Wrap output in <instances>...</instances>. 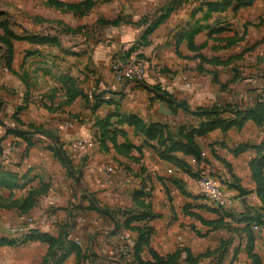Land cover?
<instances>
[{
	"label": "crops",
	"instance_id": "crops-1",
	"mask_svg": "<svg viewBox=\"0 0 264 264\" xmlns=\"http://www.w3.org/2000/svg\"><path fill=\"white\" fill-rule=\"evenodd\" d=\"M136 1L112 3L109 14L101 15L106 19L121 15L125 20L104 28L107 34L95 41L99 47L91 56L94 64H106L136 43L146 28L140 26L145 15L152 18L153 13L161 14L169 0ZM207 2L187 0L149 34L148 44L139 45L137 51L150 67L145 86L153 88V85H160L168 89L179 98L187 99L191 110L211 108L241 96L251 103L259 92H264V65L258 63L259 56L256 55L251 68H245L246 72H243L244 68L232 62L234 57L224 58L221 50L228 42H222V27L232 28L234 23L253 21L264 12V0L241 8L246 14L239 16L235 14L236 5L224 11H209ZM83 18L88 22L86 16ZM97 19L95 16L89 21L96 22ZM76 23L75 20L69 27L76 28ZM73 38L76 39L75 36ZM66 40L57 37L53 74L75 77L79 73L77 57H73V54L77 55V47H62L66 45ZM210 45L213 51L207 55ZM63 52L68 53L67 60L63 58ZM246 54L244 57H247ZM65 60L70 63L67 69L63 63ZM87 62L86 57L81 59L84 66ZM89 71H85V76ZM101 73L97 69L96 72L91 71L90 76L108 77V74ZM111 73L110 78H103V91L96 94L102 102H95L93 93H90L89 100L79 97L70 107L72 112L82 111V115L71 117L69 114H49L31 102L25 105L28 86L18 75L1 68L0 115L11 120L17 115L25 123L43 124L53 129L61 136L64 149L57 151L60 145H53L47 139L28 146L21 137L7 136V140L3 141L5 144L17 141L11 151L13 156L6 159V164L15 168L11 171L23 176V181L30 178L47 183L49 195L43 204L50 203L51 193H58V196L67 194L68 199L80 205L71 238L79 247L80 255L87 257V264H138V258L153 262V252L168 257L186 248L195 256L214 251L207 260L209 264H253L247 253L245 232L236 234L223 229L214 230L204 222L219 218L221 212L217 210L221 211V208L203 193L193 174H211L227 183L224 186L228 200L225 208L247 212L254 206L264 205L258 196L252 170V163L264 158V124L258 125L249 119L241 127L233 126L229 130L217 128L197 137L202 148L201 160L180 150L171 152L172 156L187 163L191 170L186 171L162 158L157 140L137 132L132 120L140 117L146 124H167L172 137L178 139L180 126L195 125L203 118L183 110L172 113L163 101L151 100L153 95L144 87L136 82L119 84L113 80ZM193 76L194 81L187 80ZM234 76L240 78L233 81ZM253 78L260 81L249 84L247 81ZM222 117L235 118L229 112ZM105 121L107 126L103 130ZM24 135L41 137L37 133ZM77 138H92L96 144L84 154L76 153L73 142ZM59 152H63L69 161H64ZM0 159L3 160L1 156ZM109 167H113V172L108 171ZM73 189L79 190L76 197ZM7 199L2 202L11 201ZM60 201L64 200L60 197ZM147 212L150 214L148 217H136ZM1 213L0 238L15 243L0 246V264H42L49 251L48 243L19 240L26 234L24 231L11 233V227L20 225L25 216L14 209ZM145 227L152 228L147 243L141 239V229ZM254 234V250L264 264V228L256 227ZM228 240V244L221 249L223 241ZM62 250L65 251V248ZM186 257L187 254L182 252L179 262L184 263ZM60 264H79L78 251H70Z\"/></svg>",
	"mask_w": 264,
	"mask_h": 264
},
{
	"label": "rangeland",
	"instance_id": "rangeland-1",
	"mask_svg": "<svg viewBox=\"0 0 264 264\" xmlns=\"http://www.w3.org/2000/svg\"><path fill=\"white\" fill-rule=\"evenodd\" d=\"M66 1L64 2L63 0V4L59 5L53 3L52 0H0V70L2 68L5 72H10L14 76L18 75L19 78L26 83L28 91L24 102L25 105L31 102L38 105L39 108H42L43 111H46L49 114H69L71 117H74L82 115V111L72 112L70 107L76 103L75 100L77 98L82 97V100H89L91 97L90 93H93L92 98L95 102H102L96 94L101 92L103 89V78L111 77L109 73L112 72L114 64L131 57H136L142 60L145 67L148 66V64L147 61L139 55L137 51L139 47L130 54H127V51L135 43L123 50V52L118 54L117 57L106 64L99 65L97 63L94 64L95 61H91V56L99 47L95 44V41L107 34L106 29L104 28L107 26H116L118 24L113 23V21L120 20L121 22L125 20V17L121 15L119 17L113 16L112 19H106L101 16L105 13L108 15L112 3L119 2L121 0ZM70 1L75 2L70 3ZM129 1L131 2L132 0ZM186 1L187 0H169L165 7L172 5L178 7ZM208 1L221 2L223 0ZM258 2L259 0H234L232 5L237 6L235 14L239 16L246 14V11H243V13L240 10L241 8L245 9L246 7L252 6L254 3L258 4ZM64 3L65 5L75 4L77 7L72 8L73 11L70 12V9L65 6ZM138 5H140V3H138ZM140 6H143L144 8L143 4ZM72 12H74L75 15ZM161 12L163 14L165 9ZM154 15L155 13H153V16ZM85 16L87 17L86 19L88 22H85V19L83 18ZM95 16L98 17L97 21L90 22L89 18H92L93 20ZM145 17H147V15H145ZM75 20L77 21L75 24L76 28H70V24H73ZM263 22L264 12L261 15H257L253 21L248 20L246 23H234L232 28H230L231 26L229 28L222 27V42L224 44L226 41L228 42L227 45L222 46V56L224 58H227L228 56L230 58L234 57L232 62L234 61L236 66L244 68L243 72H246L245 68H251L250 65H252V62H255L256 55L259 56L258 63H262L261 65H264ZM58 36L67 38L65 41L66 45L62 47L68 48L70 45H72V47H77V51H75L77 52V55L73 54V57H77V70L79 73H77V76L75 77H63V73H61V76H54L53 74L55 72L53 69L54 64L56 63L53 61L54 50L56 48L55 43L53 41L44 42L43 40L51 39L53 37L57 38ZM72 36H75L76 39H71ZM230 40H232V43H229ZM210 51H213L211 45L206 51L207 55ZM245 54L247 57H244ZM56 55L59 56V54ZM66 55H68V53L63 52V58L67 60L68 57H66ZM85 57L88 60L87 65H85L86 67L83 65L84 63H81V59ZM66 60L63 61V63L64 65L66 64L65 66L67 69L70 63ZM90 66L93 69L90 68ZM149 68V66L146 67L147 73ZM97 69L102 72L101 74H108V77L107 75H104L105 77L103 78L90 76V72H96ZM86 70H90L88 76H85ZM111 74L113 75V73ZM112 78L119 84L129 82L126 80H118L114 76ZM238 78L240 77L234 76L233 81ZM194 79V76L187 78V80H191V82L194 81ZM258 80L259 78H253L247 82L252 84ZM262 82L264 83V80ZM142 83L147 84L145 79ZM103 85L105 84L103 83ZM227 86L228 84L224 87L226 88ZM142 87L147 89V91L153 95L151 100L156 98L159 101H163L169 106L172 113L183 110L192 116H197L186 111L184 106L185 104L191 110L187 99L179 98L174 93L168 89H164L160 85H153V88H150L148 85H144ZM154 87H158V89L155 91ZM164 90H166L168 94L170 93L172 95L171 99L174 102L166 101L167 99L164 98L166 95L163 94V92L165 93ZM87 91L89 94H87ZM259 94L264 95V92H259ZM61 98L62 101H59ZM0 101H2L1 97ZM227 103L229 102L221 103V105L225 106ZM230 103H239L241 109H243L249 106L252 102L247 103L245 96H241L240 98L238 97L235 100H231ZM198 108L204 107H197L191 111H195ZM14 118L11 120L6 117L4 118L3 114L0 115V156L3 158V160L0 159V217H3V213L1 212H4L5 210L14 209L20 211V213H23L25 216L24 220L20 225L15 227L12 226L13 228L11 227V233H15V231H24V234L26 235L19 238V240L25 239L26 236L31 234L43 235L48 238L51 243H53V249L56 248L58 252L64 253L65 251L62 250L61 247L68 248L72 244H75L71 235L73 229L75 228L78 214L80 213V205L68 199L67 194L58 196V193L57 195L55 193H51L50 203L43 204L44 199H46L48 197L47 195H49L47 194L49 193L47 183L44 181L36 182L34 179L30 178L23 181V176L21 177L18 172L11 171L12 168H15L7 165L6 159L13 156L11 151L15 147L14 143L17 141L13 140L9 143V145L3 142L4 140H7V136L11 135L25 139L28 146H33L35 143H43L41 140L47 139L49 143H52L53 145H60V148L63 149L61 136L59 133L43 124L36 125L34 123H25L17 115H15ZM193 126L198 128L200 126V122H196ZM15 128L33 131V133L41 134V137H27L24 134L16 132ZM109 131H111V129ZM34 138L35 141L33 142ZM114 142L116 143L117 141L115 140ZM86 152L80 153L84 154ZM217 180L224 186L227 185V183L225 184L222 179L218 178ZM78 191L79 190L77 189H73V195L75 197L77 196L76 192ZM13 197H15V199H12ZM60 197L64 201H60ZM7 198H10L11 201L3 203L2 200H9ZM219 208H221V211L219 209L217 211L219 213L221 212L220 215H222L223 219L222 222L217 223L214 227L212 226L214 230L223 229L236 234L239 233V231L244 230V232L247 233V222L244 220L246 218V211L235 212L229 208ZM254 208H257L258 213L252 216H262L260 218L264 223V205L254 206ZM250 223L253 230H255L256 227L264 228V224H258L257 222ZM5 228H7V226H5ZM59 241L61 244L56 247L54 244Z\"/></svg>",
	"mask_w": 264,
	"mask_h": 264
},
{
	"label": "trees",
	"instance_id": "trees-1",
	"mask_svg": "<svg viewBox=\"0 0 264 264\" xmlns=\"http://www.w3.org/2000/svg\"><path fill=\"white\" fill-rule=\"evenodd\" d=\"M53 3L62 5L63 2L59 0H52ZM234 0H223L221 2H207V5L209 7V11H224L226 8H228ZM65 5V3H64ZM69 9L70 8H76L77 6L75 4H67L65 5ZM176 8V6H168L163 8L165 9V12L159 15H154L152 18L145 17L140 24L142 27L143 25L146 26V28L143 30L140 38L138 41L132 45V47L127 51V54H130L134 50H136L139 45H146L149 43L148 36L151 34L154 29L162 23L169 14ZM108 22V21H107ZM120 20L113 21V23L117 24ZM112 23V21H111ZM44 42H50L53 41L54 43H57V38H51V39H44ZM137 85L144 86L145 83L142 82H136ZM155 91L158 89V87H154ZM166 98L168 102H174L171 98L172 95L167 93L166 90H164ZM159 95V94H157ZM168 95V96H167ZM185 109L187 112H191L198 117L203 118V120L200 122V126L198 128L194 127L193 125H182L178 128L177 136L178 139H174L172 137V131L170 129V126L167 124H160V123H153V124H146L144 121L139 117H134L132 120V124L135 126L137 132H143L146 133L150 137V139H156L157 143L159 144V155L167 160L172 161L176 166L179 168H182L186 171H190L191 169L187 165L186 162L183 160L172 156L171 152L180 150L183 151L186 154L193 155L197 160L202 159V148L199 144V141L197 140V137L207 133L208 131L220 128L222 130H229L231 127H241L246 120H253L258 125L264 124V95L259 94L249 106L241 109L239 103H227L225 106L223 105H214L211 108H198L195 111H191L188 106L185 104ZM232 113L235 115V118L233 117H222L224 113ZM105 125L103 126V130H105L107 123L105 121ZM110 130V129H109ZM108 130V131H109ZM111 132V131H109ZM244 148V147H243ZM61 148H57V151H59ZM61 158L64 161H69V158L63 153L59 152ZM264 158L256 160L252 163V170H253V176L257 183L258 189L257 193L259 198L262 200L264 204ZM195 178L199 177V174H193ZM229 186L232 185V183H228ZM240 190L241 187L237 186ZM243 191V190H241ZM258 213L257 208L252 207L246 212V218L244 219L247 222V233L246 236L248 238V246H247V253L249 257L252 259L253 264H263L261 257L255 252L254 250V241H255V234L253 228L250 226V222H257L258 224H264L260 217L262 216H252L256 215ZM150 214L144 213L141 216H136L137 218L142 217H148ZM260 215V214H259ZM248 216V217H247ZM250 217V218H249ZM222 215L218 219H215L213 221H207L204 220V222L207 225L213 226L217 223L222 222ZM244 232V230H241ZM152 233L151 227H145L141 229V239L142 242L147 243L150 237V234ZM28 240H42L48 243L49 245V251L46 255L44 261L42 264H60L69 254L72 250H77L79 254V264H87L86 258L80 255L79 253V247L76 244H72L70 247L65 248L64 253H60L56 250V248L53 247V243L49 241L48 238H46L43 235H28L23 239L22 241H28ZM230 240L223 241L222 248H224L225 245L228 244ZM50 242V243H49ZM15 241L9 240L7 238H0V246L3 245H10L14 244ZM61 242H56L54 245L56 247L60 246ZM63 248V247H61ZM182 252H185L187 254L186 260L184 263L179 262V258L182 256ZM214 253V251H207L205 253H202L198 256H195L191 253V251L186 248L183 250H180L179 252L170 255L168 257H162L158 255L157 253L153 252V262H145L142 259L138 258V264H209L207 260L209 257ZM138 254V252H137ZM85 259L84 262L82 259Z\"/></svg>",
	"mask_w": 264,
	"mask_h": 264
},
{
	"label": "built area",
	"instance_id": "built-area-1",
	"mask_svg": "<svg viewBox=\"0 0 264 264\" xmlns=\"http://www.w3.org/2000/svg\"><path fill=\"white\" fill-rule=\"evenodd\" d=\"M113 76L118 80L129 82H143L147 75V69L142 60L136 57L126 58L113 65ZM95 140L92 138H77L73 142L76 152H86L94 148ZM113 172V167L108 168ZM203 193L218 207H225L228 203L225 187L216 178L207 173H202L195 178ZM124 239V237H122Z\"/></svg>",
	"mask_w": 264,
	"mask_h": 264
},
{
	"label": "water",
	"instance_id": "water-1",
	"mask_svg": "<svg viewBox=\"0 0 264 264\" xmlns=\"http://www.w3.org/2000/svg\"><path fill=\"white\" fill-rule=\"evenodd\" d=\"M15 131L20 133V134H32L33 133V131L23 130V129H20V128H15ZM106 213L109 214L108 212H106Z\"/></svg>",
	"mask_w": 264,
	"mask_h": 264
}]
</instances>
